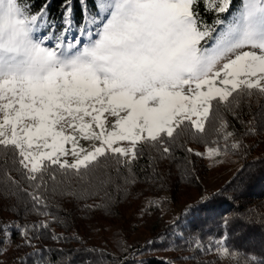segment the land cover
I'll return each instance as SVG.
<instances>
[{"label": "snow or ice", "instance_id": "snow-or-ice-1", "mask_svg": "<svg viewBox=\"0 0 264 264\" xmlns=\"http://www.w3.org/2000/svg\"><path fill=\"white\" fill-rule=\"evenodd\" d=\"M201 4L214 13L211 24ZM95 6V16L68 40L47 35V2L32 13L30 3L0 0V156L11 153L36 190L56 172L86 174L110 159L131 165L144 145L169 153L177 129L203 133L213 109L229 107L234 93L264 96V0ZM232 135L225 132V142ZM221 151L209 148L208 156ZM29 195L38 211L41 197ZM10 227L31 246L38 238L31 234L48 224L5 225L0 236ZM217 254L228 258L231 250L225 245Z\"/></svg>", "mask_w": 264, "mask_h": 264}, {"label": "trees", "instance_id": "trees-1", "mask_svg": "<svg viewBox=\"0 0 264 264\" xmlns=\"http://www.w3.org/2000/svg\"><path fill=\"white\" fill-rule=\"evenodd\" d=\"M21 2L32 13L47 2L53 33L83 28L98 11L96 0H70V14L66 0ZM200 8L211 24L214 13ZM234 96L213 109L203 133L177 129L169 153L144 145L131 165L110 159L86 174L56 172L38 190L11 153L0 156V227L48 224L31 234L38 237L31 246L10 227L0 236V264H264V96ZM225 132L233 134L227 142ZM199 147L227 149L241 162L215 191L201 183L207 167ZM33 192L43 201L38 211ZM225 245L228 258L217 254Z\"/></svg>", "mask_w": 264, "mask_h": 264}, {"label": "rangeland", "instance_id": "rangeland-1", "mask_svg": "<svg viewBox=\"0 0 264 264\" xmlns=\"http://www.w3.org/2000/svg\"><path fill=\"white\" fill-rule=\"evenodd\" d=\"M80 29L82 28L76 30L68 29L66 33L62 31V32H57L55 34L66 36L68 40H71L73 36L79 35ZM52 34H53L52 31H47V35L51 36ZM254 104L256 106L258 105L257 102H255ZM261 104L262 103H260V105ZM214 116L218 118L217 115ZM111 120L112 118H110V123ZM81 143L84 144L85 146L88 145L87 141H81ZM208 149L209 147L194 148L196 153H201V155L199 156L203 159L204 164L207 167V172L200 177L201 183L203 184L206 191H215L233 177V175L241 167V162L236 157L224 153L223 151H221V154L219 156L214 154L211 157H209ZM67 159L70 162L72 160L71 156L67 157Z\"/></svg>", "mask_w": 264, "mask_h": 264}]
</instances>
